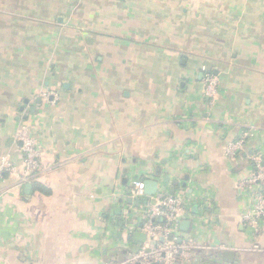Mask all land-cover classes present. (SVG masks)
<instances>
[{
	"label": "crops",
	"instance_id": "obj_1",
	"mask_svg": "<svg viewBox=\"0 0 264 264\" xmlns=\"http://www.w3.org/2000/svg\"><path fill=\"white\" fill-rule=\"evenodd\" d=\"M203 69L219 81L212 108ZM23 126L42 172L0 176V264L125 262L147 179L188 207L174 242L264 264L242 221L249 157H264V0H0V157L18 168Z\"/></svg>",
	"mask_w": 264,
	"mask_h": 264
},
{
	"label": "built area",
	"instance_id": "obj_2",
	"mask_svg": "<svg viewBox=\"0 0 264 264\" xmlns=\"http://www.w3.org/2000/svg\"><path fill=\"white\" fill-rule=\"evenodd\" d=\"M203 72V94L208 106L212 108L218 95L219 81L210 71L203 69ZM39 97L45 102L52 103L55 94L45 91L39 93ZM14 140L21 152V168L12 162L9 155L1 156L0 176L4 174L15 176L21 185L29 184L42 172L40 147L24 126L16 131ZM244 145L243 135L226 146V156L231 158L239 154ZM249 159L254 170L242 182V187L252 193L254 204L242 215V221L253 240L250 250L264 254V248L258 243L261 226L264 223V157L255 153ZM133 197L146 199L145 221L142 225L146 240L136 254L121 264H198L200 261L218 264L219 255L227 251L228 248L223 245L212 247L185 240L180 243L174 242L180 218L188 213V207L176 197L160 192L147 197L143 181L133 183ZM133 231L134 228L129 226L128 233L131 234Z\"/></svg>",
	"mask_w": 264,
	"mask_h": 264
},
{
	"label": "water",
	"instance_id": "obj_3",
	"mask_svg": "<svg viewBox=\"0 0 264 264\" xmlns=\"http://www.w3.org/2000/svg\"><path fill=\"white\" fill-rule=\"evenodd\" d=\"M143 183H144V193L147 197H151V196H154L158 192H164L165 191L164 188L158 187V183L155 180L147 179V180L143 181ZM26 189L27 190L30 189V185H26ZM138 200H140V199H138ZM137 202H139V201H137ZM142 202L145 203L146 199H142ZM187 226H188V223L183 222V223H181L180 228L184 231V230H186V228H184V227H187ZM134 239L140 244L141 243L143 244L146 240L145 235L142 233L135 234ZM160 241H162V239H160ZM180 242H181V240H179V243ZM139 250H140V248L138 246L133 247L134 253H137ZM222 258L224 261L232 262L231 260H232V258H234V254L225 251L222 253Z\"/></svg>",
	"mask_w": 264,
	"mask_h": 264
}]
</instances>
